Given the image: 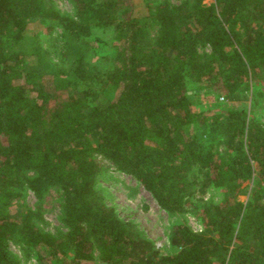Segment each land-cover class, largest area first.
I'll return each mask as SVG.
<instances>
[{"label":"trees","instance_id":"16d2710c","mask_svg":"<svg viewBox=\"0 0 264 264\" xmlns=\"http://www.w3.org/2000/svg\"><path fill=\"white\" fill-rule=\"evenodd\" d=\"M70 1L71 15L53 0H0V264H21L13 240L42 264H264V121L252 111L264 0H145L144 15L135 0ZM36 23L61 30L59 61L27 34ZM98 32L112 34L108 65L94 61ZM193 94L223 105L195 112ZM97 157L203 230L175 225L177 251L162 254L98 193ZM210 187L220 201L203 199ZM54 188L65 233L42 231L23 205L8 211L27 189Z\"/></svg>","mask_w":264,"mask_h":264},{"label":"rangeland","instance_id":"374dc122","mask_svg":"<svg viewBox=\"0 0 264 264\" xmlns=\"http://www.w3.org/2000/svg\"><path fill=\"white\" fill-rule=\"evenodd\" d=\"M57 8L65 14L71 15L74 12L73 4L70 0H53ZM174 4H180V0H170ZM138 15H144L147 12L145 0H135ZM207 4L213 3V0H207ZM42 34L44 46L51 51V55L55 61H59L60 55L55 51L60 49L58 40L61 30L57 29L52 32V36L41 24H33L28 29V35ZM97 36L102 38V42H97L98 51L94 57V61L99 60L106 55L105 59H109L111 54L110 42L112 37L110 33L98 32ZM52 45L54 47L52 48ZM104 58V57H103ZM105 65H108L106 61ZM35 58L29 60L34 65ZM193 110L202 112L207 110H216L223 105L222 100L213 95L193 94L192 95ZM251 110L252 102H247ZM260 105L252 107L253 115L264 121V99L260 101ZM246 105V104H244ZM103 167L101 175L98 176L96 188L98 193L104 198L106 203L113 207L119 217L135 225L142 237L153 242L160 252L164 255L173 254L177 251L170 243V235L173 227L177 224H186L194 231H202L203 224L200 218L193 213L191 209L181 214L172 215L163 210L153 196L145 190V188L132 176L119 171L114 165L97 157ZM246 185H249L248 183ZM245 185V186H246ZM252 183H250V188ZM223 192L220 189L210 187L207 189L203 199H212L218 202L222 199ZM201 197L198 195L197 198ZM246 200V198H244ZM32 209L39 214V218L35 223L42 231L59 236L67 231L62 221V193L57 189L45 195L43 199H38L32 191L27 189L24 193L23 200L8 208V211L15 218L18 215L20 206ZM10 250L15 254L21 264H42L38 258L37 250L27 247L20 240L10 242ZM31 250V251H30ZM33 250V251H32ZM98 264H103L98 261Z\"/></svg>","mask_w":264,"mask_h":264}]
</instances>
